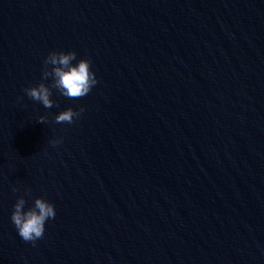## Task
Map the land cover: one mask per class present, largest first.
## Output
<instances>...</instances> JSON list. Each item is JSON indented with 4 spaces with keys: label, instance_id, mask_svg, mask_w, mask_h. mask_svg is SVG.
<instances>
[{
    "label": "water",
    "instance_id": "1",
    "mask_svg": "<svg viewBox=\"0 0 264 264\" xmlns=\"http://www.w3.org/2000/svg\"><path fill=\"white\" fill-rule=\"evenodd\" d=\"M52 51L98 82L45 108ZM0 264H264V0H0Z\"/></svg>",
    "mask_w": 264,
    "mask_h": 264
},
{
    "label": "clouds",
    "instance_id": "2",
    "mask_svg": "<svg viewBox=\"0 0 264 264\" xmlns=\"http://www.w3.org/2000/svg\"><path fill=\"white\" fill-rule=\"evenodd\" d=\"M73 61H77V54L74 51L50 52L43 61L41 82L36 86L25 88L26 95L41 103L45 108L54 106V101L51 99L53 89L69 99H78L88 95L98 82L92 71V62L88 58L79 59L75 64L72 63ZM49 78H51V83L46 84L44 81ZM83 110L82 107L79 110L69 107L55 116V122L72 124ZM45 120L46 117L41 116L38 122L44 123ZM60 142L54 140L51 143L56 145ZM18 190L13 189V191ZM25 195H30V190H25ZM25 205L24 196L18 197L13 206L11 221L19 236L25 242H31L35 246V242L44 236L46 222L55 218V206L43 197L36 198L33 206L27 210H25Z\"/></svg>",
    "mask_w": 264,
    "mask_h": 264
}]
</instances>
